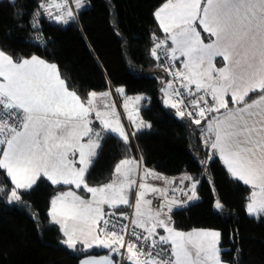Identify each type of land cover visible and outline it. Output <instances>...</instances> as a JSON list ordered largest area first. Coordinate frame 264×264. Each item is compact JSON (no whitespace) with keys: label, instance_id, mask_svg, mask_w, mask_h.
<instances>
[{"label":"snow or ice","instance_id":"snow-or-ice-1","mask_svg":"<svg viewBox=\"0 0 264 264\" xmlns=\"http://www.w3.org/2000/svg\"><path fill=\"white\" fill-rule=\"evenodd\" d=\"M80 5L81 0H76V6ZM55 7L63 9L65 5L56 4ZM156 16L173 45L166 54L172 60L178 59L177 53L186 58L183 66L187 74L176 73L181 87L195 85L197 90L211 95L215 102L208 106L204 97L192 101L199 117L205 118L210 112L218 114L208 121L211 149L219 153L234 177L254 189L251 202L246 206L249 214L264 213V95L231 109L225 99L230 93L233 103L241 105L250 92L264 93V0H167ZM55 18L67 23L73 18V12L68 8ZM197 26L208 33L210 42H204ZM165 45L166 41L158 43L152 54L156 56V49ZM217 57L225 62L224 67L216 68ZM168 88H172L171 83ZM118 91L122 93L123 89ZM173 94L180 95L178 90H173ZM96 99L95 92L84 101L70 91L55 64L36 56L16 62L0 51V145H4L0 148V169L6 170L13 183L9 200L19 201V190L31 189L40 176L47 177L53 184H74L76 188L83 185L91 194L90 201L72 192L52 201V219L61 224L66 236L62 242L69 248L75 249L78 242L85 248L103 247L112 253L126 248L127 258L133 264H223L217 247L219 232L186 234L171 227L170 217L164 216L162 210L141 211V202L151 203L144 199L145 190L158 191L146 183L139 185L136 218L131 221L143 232L133 230L130 235L135 241L125 242L127 225H123L120 232L106 230L109 221L104 220L102 206L130 203L125 189L130 190L135 183L131 179L135 162L122 160L114 169L117 179L113 182L100 187H89L85 183V172L99 147L100 134L93 131L89 119ZM140 99L135 97V101ZM165 102L178 108L177 103ZM179 104H183V100ZM112 115L114 113L95 110V118L105 130L127 141L128 135L119 120L109 118ZM178 115L184 116L185 112L178 111ZM194 122L200 124L201 120ZM93 136L97 140H93ZM85 137L87 142H83ZM77 155L79 168L75 166ZM148 175L151 173L146 170L145 176ZM195 188L194 182L189 199L195 198ZM173 203L175 201L165 205L169 212ZM215 207L222 205L217 201ZM102 220L105 227L100 226ZM158 228L166 235H159ZM141 240L150 242L149 252L137 246ZM81 264L115 262L105 256Z\"/></svg>","mask_w":264,"mask_h":264},{"label":"trees","instance_id":"trees-1","mask_svg":"<svg viewBox=\"0 0 264 264\" xmlns=\"http://www.w3.org/2000/svg\"><path fill=\"white\" fill-rule=\"evenodd\" d=\"M42 1L0 0V51L16 62L32 56L55 62L68 89L84 101L91 92L107 89L115 90L119 100L138 93L144 96L139 110L144 126L134 129L129 124L127 141L91 119L90 126L100 138L85 183L96 187L110 181L124 158L167 176L186 172L198 181L196 197L171 208L169 224L181 230L217 229L223 261L264 264V213L247 212L251 186L234 177L210 151L206 124L210 117H199L201 123L196 124L195 118L177 115L163 103L168 77L152 51L154 40L164 38L155 11L167 0H81L77 20L67 23L43 15L38 30L58 42L65 62L35 43L30 21ZM56 14L52 11L53 17ZM12 187L6 171L0 169V264H79L83 256L109 252L82 245L72 249L62 242V231L51 220L49 208L52 197L71 186L54 185L41 176L31 189L19 190V201H10ZM76 191L89 196L83 185ZM216 201L222 207H215ZM125 209L114 207L117 212ZM157 232L164 234L163 229ZM111 255L115 264H131L125 257L120 263L117 253Z\"/></svg>","mask_w":264,"mask_h":264},{"label":"crops","instance_id":"crops-1","mask_svg":"<svg viewBox=\"0 0 264 264\" xmlns=\"http://www.w3.org/2000/svg\"><path fill=\"white\" fill-rule=\"evenodd\" d=\"M165 4V3H164ZM163 4V5H164ZM162 5V6H163ZM161 6V7H162ZM159 7V9L161 8ZM157 9V11L159 10ZM67 11V10H66ZM156 11V12H157ZM155 17L160 25V21L159 19L157 18L156 16V13H155ZM161 27V26H160ZM162 29V28H161ZM163 30V29H162ZM197 31H200L201 32V37L202 39H204V42L205 43H208L210 42L209 40V36H208V33H205L203 32L202 28L200 26H197ZM164 32V31H163ZM165 33L164 32V39L165 41L169 44V47L170 49L173 47L172 45V42L170 39H166L165 37ZM206 34V36H205ZM169 34H167L168 36ZM204 37V38H203ZM52 43V49H53V53L51 52V49H47L51 55H53L55 58H57L54 54L56 52V50H58V42L56 41H53L51 42ZM60 50V49H59ZM58 60L57 61H60V62H65V58L62 57L61 53L58 52ZM177 56H178V59H177V70L179 69V71L181 70V72H184L185 74H187V70L184 68V63L186 62V58L184 57H180V54L177 53ZM38 58L44 60L45 62L49 63V64H55L53 61L51 60H48L44 57H40V56H37ZM31 58V57H30ZM29 58V59H30ZM215 63V66L217 69L219 68H222L224 67V64L225 62L222 60V58L220 57H217L214 61ZM56 65V64H55ZM206 67V65L204 66ZM61 78V77H60ZM62 79V78H61ZM167 87L169 85L168 81L166 83ZM165 85V86H166ZM188 91H191V93L195 94V99H198L200 97V94L202 97H204L205 99H207L208 103L210 104V106L214 105V101L212 100V97L211 95H206L205 92L203 90H197L195 85H190L189 88H186ZM70 90V89H69ZM169 90V93L171 94L170 92V89L168 88ZM72 91V90H70ZM97 93V99H96V102H95V110H100V111H108V112H112V107L110 106L111 102H113L114 100L118 99L116 97V93L114 92L113 89H107V90H104V91H100V92H95ZM102 94H107V95H102ZM250 94H253L251 97H249L248 99H246ZM249 95L245 98V101L242 102L241 105H236L233 103L232 99H231V95L230 93L227 94L225 96V99L228 100V106L229 108H235V107H238V106H243V103H251L252 101L254 100H257L261 95H264V93L260 92L259 90L255 91V92H250ZM89 97V96H88ZM87 100V99H86ZM85 100V101H86ZM119 101V100H118ZM120 103V102H119ZM165 105V104H164ZM106 106H109L106 108ZM166 106V105H165ZM168 107V106H167ZM95 110L93 111V113L90 115L89 119H96L95 118ZM130 110V108L128 109ZM177 110V108H176ZM123 112L127 113V110H124L122 109ZM224 110H221V112H223ZM218 115L217 113L213 112V115L208 119L211 120L214 116ZM208 121H207V127H208ZM129 128L130 125H129ZM131 131V129H130ZM208 132V131H207ZM115 133V132H113ZM116 134V133H115ZM210 133H208V137H209ZM119 136V135H118ZM120 137V136H119ZM122 138V137H121ZM129 138V136H128ZM123 139V138H122ZM83 142H87L85 140H83ZM209 149L210 151L212 150L211 147L209 146ZM214 151V150H213ZM215 153L217 154V156L220 158V160L222 161V163L224 164L222 158L220 157L219 153L215 151ZM70 159V158H69ZM125 159H130V160H133L135 163L137 164H140V161L134 159V158H124V159H121L117 164L116 166L122 161V160H125ZM78 160H79V157L77 155V163H78ZM225 165V164H224ZM77 168H79L81 165L78 163V165H75ZM115 166V167H116ZM89 167V166H88ZM132 167H134V163L132 164ZM225 167L228 169L227 165H225ZM88 169V168H87ZM148 172L151 173V175H148V176H145L144 178H140V182H139V185L141 183H146L147 185H149L150 187H154L156 188L158 191L157 192H152V191H149V190H145V197H146V201H150V199L152 198V196H155V195H163L164 194V200H165V203L162 207V212H163V215L164 216H168V207H166L165 205L168 204V202H171V201H175V203L171 204V208L173 207H176V206H180L182 204H185V203H188L189 201H191L192 199H189L190 196H192V192H193V189H192V184L195 182L196 183V188H197V185H198V181H195V180H192V179H187L186 176L184 178V180L181 179V177L179 175H174V176H162L160 174H157L149 169H146ZM6 171V170H5ZM87 171V170H86ZM229 171V170H228ZM230 172V171H229ZM86 173V172H85ZM135 172L132 173V176H131V179H136L137 177L135 176L133 178V175H134ZM9 177V176H8ZM41 177V176H40ZM44 177V176H43ZM189 177V176H188ZM39 178V177H38ZM37 178V180H38ZM46 179H48L47 177H45ZM116 175L115 173H113V181L114 179H116ZM9 179L11 180V178L9 177ZM146 179V180H145ZM36 180V181H37ZM49 180V179H48ZM144 180V181H143ZM50 181V180H49ZM12 182V181H11ZM51 182V181H50ZM52 183V182H51ZM13 184V183H12ZM59 184H62V185H66V186H71L70 188L66 189L65 191L63 192H60V193H57L56 195H54L51 199V203H50V208H49V215L51 217V220L53 221L52 219V215H51V211H52V201L55 200L57 197L59 196H62L63 194L65 193H68V192H72L74 193L76 196H79L81 199L85 200V201H90L92 199L91 197V194L89 193V196L87 197H83L81 196L76 190H78L79 188H76V186L74 184H63V183H59ZM54 185H58V184H54ZM196 188H195V197H196ZM140 191V188L138 189V193ZM138 193L136 195V201H135V205H136V202H137V199H138ZM67 199L71 200V197H67ZM195 199V198H194ZM123 205V204H121ZM148 207L150 206L149 204H147ZM119 206V205H118ZM125 206V205H123ZM103 210L105 212V215L107 213V210H105L106 208L110 207L108 205H103ZM117 207V206H116ZM114 209V207H113ZM112 209V210H113ZM134 211H135V208H134ZM160 211V210H159ZM104 215V216H105ZM55 222V221H53ZM102 221H100L101 223ZM57 223V222H55ZM62 231V226L60 223H57ZM159 229V228H158ZM195 231H215V230H212V229H208V228H194V229H191L189 230L187 233H192V232H195ZM217 232V231H216ZM186 233V234H187ZM62 234H63V241L66 240V236L64 235L63 231H62ZM163 235H166V233L164 232ZM65 244V243H64ZM219 244H220V238H219V243L217 245V247L219 248ZM66 245V244H65ZM79 245H82L83 248L84 245L82 243H77L76 247L79 246ZM67 246V245H66ZM68 247V246H67ZM96 247V246H94ZM93 248V247H92ZM96 248H99V249H107L109 250L108 248H103V247H96ZM85 249H90V248H85ZM220 249V248H219ZM111 254V251L108 252V253H103V254H100V255H87V256H83L81 259H80V262L79 264H81L82 261H85V260H88V259H99V258H102V257H105V256H110ZM112 257V255L110 256V258ZM113 260V258H111ZM221 259V258H220ZM114 261V260H113ZM223 262V264H228L226 262H224L223 260H221Z\"/></svg>","mask_w":264,"mask_h":264},{"label":"built area","instance_id":"built-area-1","mask_svg":"<svg viewBox=\"0 0 264 264\" xmlns=\"http://www.w3.org/2000/svg\"><path fill=\"white\" fill-rule=\"evenodd\" d=\"M56 4H63L65 5V7L63 9L61 8H57L55 7ZM52 5L51 8H49L48 6ZM68 8H71L72 12H73V18L70 20H77V10L75 8L74 2L73 0H43L41 2V6L38 9V11H36L32 18H31V26L32 28L35 30L34 32V40L35 43L37 45H39L42 48H47V46H49V43L51 42V40L44 38L41 31L38 30L39 28V24H40V19L43 15H46L49 17V19H56L55 17L57 15H60L62 12H66V10ZM52 11L57 12V14L53 17L52 15ZM165 39L164 38H156L154 40V46L153 49L156 48V45L158 43L164 42ZM170 49L169 44L166 42L165 47L163 48H158L156 49V56L155 58L159 61L161 67L163 68V70L165 71V73L167 74L168 77V82L172 84V88L171 90V94L173 96V98L175 99L176 103L178 104V108L180 111L185 112L186 114L188 112L193 113V115L191 116L192 118H199V116L197 115L198 109L194 108L192 106V101H194L195 99V94L192 93V95H189V91L186 88L181 87V81L180 79L176 76V73L178 72L177 70V62L176 60H172L171 57L169 55L166 54V50ZM159 57V58H157ZM173 90H178L180 95L179 97H177L176 95L173 94ZM183 100V104H179V101ZM201 106L203 107L204 105L201 104ZM208 106H210V104L208 103ZM213 115V112L207 113L206 116L211 117ZM137 181L140 182L139 177H137ZM150 207L153 209H157V210H161L165 200L163 195H155L152 196V198L150 199ZM134 199L131 201V204L129 206V209L124 212V213H120L114 210H110L106 213V215L104 216V220H108L109 224L107 225L106 230L107 231H117L120 232L121 231V227L123 225H127V231L125 233V242H128L129 240H133L135 241V238L132 237L130 235V233L135 230L137 233H142L143 230L136 227L135 225H133L131 223V221L134 219L133 217V209H134ZM123 214V215H121ZM113 225H115V227H113ZM101 227H105L103 220L100 223ZM149 243H146L144 241H139L137 242V246L138 247H143V251L145 253L150 251V246ZM126 248H123L120 250L119 253V259H120V263L122 262L123 258L126 255Z\"/></svg>","mask_w":264,"mask_h":264},{"label":"rangeland","instance_id":"rangeland-1","mask_svg":"<svg viewBox=\"0 0 264 264\" xmlns=\"http://www.w3.org/2000/svg\"><path fill=\"white\" fill-rule=\"evenodd\" d=\"M73 2H74V5H75V7H76V9H77V6H76V0H73ZM163 5V4H162ZM161 5V6H162ZM160 6V7H161ZM159 9V8H158ZM157 11V10H156ZM155 11V13H157ZM205 36H206V34H205ZM165 37H166V39H167V34H165ZM204 38V37H203ZM51 43V42H50ZM47 49H51V52L53 53V49H52V45L50 46H47ZM46 49V50H47ZM48 51V50H47ZM58 52H60L61 53V55H62V57H64L63 56V54H62V52L58 49V50H56V52H55V56L58 58ZM37 57V56H36ZM56 60H58V59H56ZM55 63V62H54ZM56 64V63H55ZM178 71H179V69H178ZM179 72H181V70L179 71ZM114 92L116 93V91L114 90ZM141 97V99L139 100V101H135V97ZM117 97V96H116ZM200 97H202L201 96V94H200ZM129 98H132L131 100L129 99ZM144 99V96L141 94V93H138V94H135V95H133V96H130V97H124V98H122V100H119V99H116V100H114L113 102H111V104H110V106L112 107V112H110V113H114V115H112V116H110L109 118L111 119V120H116V119H118L119 120V122H120V125H122V127H123V130L125 131V133L129 136L130 135V128H129V124H131V126H133V128L134 129H137L138 127H140L141 126V124H142V119H141V121H140V119H139V110H140V107H141V104H142V100ZM119 100V101H118ZM166 100H170L171 101V103H176V101H175V99L173 98V96H172V94H170L169 93V90H168V87H167V85L163 88V103L166 105V106H168V107H170L171 109H172V111L175 113V114H177L178 115V111H180L179 110V108H177V110H176V108H173V107H171L170 106V104L169 103H166L165 101ZM120 102V103H119ZM125 105H127V107L125 106ZM130 108V110H128ZM122 109H124V110H127V113H125V112H123L122 111ZM129 113H131V118L129 117ZM117 134V133H116ZM118 135V134H117ZM86 138V137H85ZM84 138V139H85ZM85 141H87V139H85ZM133 169H134V175H133V178L136 176V177H139V178H144L145 177V171H146V169H149V170H151V171H153V172H155V173H157V174H160V175H162V176H167V175H164V174H161V173H158V172H156L154 169H152V168H148V167H145V166H143V165H141V164H137V163H134V167H133ZM179 176L181 177V179L182 180H184V178H185V176L186 177H191L190 175H188L186 172H183V173H181V174H179ZM117 179V178H116ZM116 179H114V180H116ZM191 179L193 180V178L191 177ZM146 180V179H145ZM134 181H135V183L131 186V189L129 190V189H125V195L128 197V199H129V201H131V200H133L134 199V208H135V201H136V195H137V193H138V189L140 188L139 187V181H137V178L136 179H134ZM144 181V180H143ZM110 182H113V179H111L110 181H108V182H106V183H104V184H101V185H98V186H96V187H100V186H103V185H105V184H108V183H110ZM252 188V187H251ZM140 191H141V189H140ZM139 191V192H140ZM254 191V189L252 188V192ZM252 192H251V194H252ZM163 197H164V194H163ZM144 199H146V197H144ZM251 202V200H249V203ZM216 203H217V201H216ZM248 203V204H249ZM216 205V204H215ZM151 209L152 210V212L153 213H155L156 211H159V210H157V209H153V208H151L150 206L148 207V205L147 204H145V203H143V202H141V211H147L148 209ZM113 209V207H108V208H106L105 210H107V211H109V210H112ZM248 212V211H247ZM249 213V212H248ZM250 215H255V214H250ZM136 218V215H135V211H134V219ZM171 226V225H170ZM172 227V226H171ZM175 230H177V231H181V232H184V233H187L189 230H181V229H176V228H174ZM191 230V229H190ZM212 230H215V231H217V232H219V230H217V229H212ZM111 250L109 249V252H110ZM120 253V252H119ZM119 253H117V254H119ZM111 254H112V252H111ZM111 254H110V256H111ZM219 255H220V253H219ZM127 256H128V254H127V251H126V255H125V261L126 262H128V263H131V264H133V262L131 261V260H129L128 258H127ZM112 258V257H111ZM144 257H141V259H143ZM221 258V257H220ZM113 260H114V258H113ZM222 260V259H221ZM119 261H120V259H119ZM114 262H115V260H114ZM225 262V261H224ZM227 263V262H226Z\"/></svg>","mask_w":264,"mask_h":264},{"label":"bare ground","instance_id":"bare-ground-1","mask_svg":"<svg viewBox=\"0 0 264 264\" xmlns=\"http://www.w3.org/2000/svg\"><path fill=\"white\" fill-rule=\"evenodd\" d=\"M140 179V178H139ZM132 201V200H131ZM131 201H130V203L128 204V205H125V207H126V209L125 210H123V211H119L120 213H124V212H126L128 209H129V206H130V204H131ZM114 210V209H113ZM133 217H134V209H133Z\"/></svg>","mask_w":264,"mask_h":264}]
</instances>
